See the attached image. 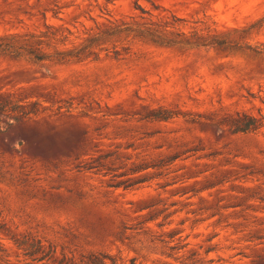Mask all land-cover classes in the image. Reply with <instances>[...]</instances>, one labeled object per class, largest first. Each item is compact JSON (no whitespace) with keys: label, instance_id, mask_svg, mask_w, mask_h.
Listing matches in <instances>:
<instances>
[{"label":"rangeland","instance_id":"obj_1","mask_svg":"<svg viewBox=\"0 0 264 264\" xmlns=\"http://www.w3.org/2000/svg\"><path fill=\"white\" fill-rule=\"evenodd\" d=\"M0 264H264V0H0Z\"/></svg>","mask_w":264,"mask_h":264},{"label":"trees","instance_id":"obj_2","mask_svg":"<svg viewBox=\"0 0 264 264\" xmlns=\"http://www.w3.org/2000/svg\"><path fill=\"white\" fill-rule=\"evenodd\" d=\"M10 49L13 47V46H8ZM37 59L38 60H43V59H45V58H43V56H37ZM242 131H248V128H245V129H243Z\"/></svg>","mask_w":264,"mask_h":264}]
</instances>
